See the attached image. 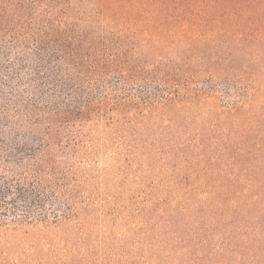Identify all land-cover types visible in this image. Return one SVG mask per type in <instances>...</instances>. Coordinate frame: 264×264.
<instances>
[{"label":"trees","instance_id":"1","mask_svg":"<svg viewBox=\"0 0 264 264\" xmlns=\"http://www.w3.org/2000/svg\"><path fill=\"white\" fill-rule=\"evenodd\" d=\"M139 108L197 129L203 173L128 211L125 262L264 264V164H217L224 114L263 147L264 0H0V226L86 241L82 132Z\"/></svg>","mask_w":264,"mask_h":264},{"label":"rangeland","instance_id":"2","mask_svg":"<svg viewBox=\"0 0 264 264\" xmlns=\"http://www.w3.org/2000/svg\"><path fill=\"white\" fill-rule=\"evenodd\" d=\"M232 88L236 89L235 84ZM231 102L225 98L220 105L228 106ZM159 106L157 109L161 110ZM155 110L131 109L124 122L112 123L111 127L101 123L98 129L82 132L85 145L82 153L87 165L81 174L84 173L86 184L80 193L99 206L98 212L91 216V231L86 241H80L78 234L77 239L73 235L62 239L50 231L44 233L53 238L47 243L33 232L34 235H24L0 226V264H129L123 257L125 247L118 242L126 233L127 215L146 207L147 196L163 190L181 192L188 172L203 173V163L196 169L197 161H194L201 153L193 151L197 129L188 124L178 128L181 125L175 126L170 116L167 118L171 124L162 119V114L156 116ZM247 117L245 122L244 116L224 114L222 118L217 164L227 174H251L250 170L245 171L246 161L253 164L250 168L255 172L264 164V143L258 147L261 142L256 137L262 138L258 131L256 136L243 133V127L249 124ZM254 126L255 123L248 127L254 130ZM101 203L106 206L103 210ZM129 210L132 212L128 214ZM117 213L126 220L114 219Z\"/></svg>","mask_w":264,"mask_h":264}]
</instances>
